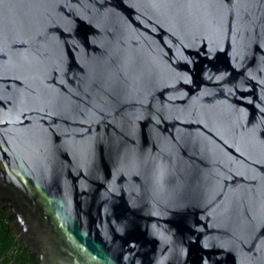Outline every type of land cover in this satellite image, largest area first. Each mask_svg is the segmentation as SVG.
Segmentation results:
<instances>
[{"label":"water","instance_id":"1","mask_svg":"<svg viewBox=\"0 0 264 264\" xmlns=\"http://www.w3.org/2000/svg\"><path fill=\"white\" fill-rule=\"evenodd\" d=\"M1 203L50 264H264V0H0Z\"/></svg>","mask_w":264,"mask_h":264},{"label":"flooded vegetation","instance_id":"2","mask_svg":"<svg viewBox=\"0 0 264 264\" xmlns=\"http://www.w3.org/2000/svg\"><path fill=\"white\" fill-rule=\"evenodd\" d=\"M1 212L8 218L6 220L8 227L3 232V225H1L2 235L0 239V264H50L46 257L40 255V253L33 249L30 244L29 237L21 238L18 234L23 232L21 228H18V221L12 214L10 209L4 203H1ZM14 216V217H12ZM11 229V230H10ZM12 231L13 235L10 236L9 232ZM9 238L12 240L11 247L7 250ZM4 249H6L4 251Z\"/></svg>","mask_w":264,"mask_h":264},{"label":"trees","instance_id":"3","mask_svg":"<svg viewBox=\"0 0 264 264\" xmlns=\"http://www.w3.org/2000/svg\"><path fill=\"white\" fill-rule=\"evenodd\" d=\"M1 208H2V206H0V239H1V235H2L1 225H3V232L5 231L4 229L6 227H8L7 222H6L8 217L1 212ZM9 234H10V236L13 235L12 231H10ZM13 237H14V235H13ZM11 245H12V240H11V238H9L7 250L11 247ZM5 250L6 249H4V251Z\"/></svg>","mask_w":264,"mask_h":264},{"label":"rangeland","instance_id":"4","mask_svg":"<svg viewBox=\"0 0 264 264\" xmlns=\"http://www.w3.org/2000/svg\"><path fill=\"white\" fill-rule=\"evenodd\" d=\"M18 236H19V234H18Z\"/></svg>","mask_w":264,"mask_h":264}]
</instances>
